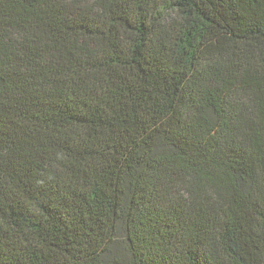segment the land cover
<instances>
[{
  "label": "trees",
  "instance_id": "1",
  "mask_svg": "<svg viewBox=\"0 0 264 264\" xmlns=\"http://www.w3.org/2000/svg\"><path fill=\"white\" fill-rule=\"evenodd\" d=\"M0 264H264V0H0Z\"/></svg>",
  "mask_w": 264,
  "mask_h": 264
}]
</instances>
